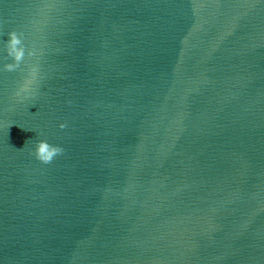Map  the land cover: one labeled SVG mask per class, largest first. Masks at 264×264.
I'll return each instance as SVG.
<instances>
[{
    "label": "water",
    "instance_id": "obj_1",
    "mask_svg": "<svg viewBox=\"0 0 264 264\" xmlns=\"http://www.w3.org/2000/svg\"><path fill=\"white\" fill-rule=\"evenodd\" d=\"M0 264H264V0H0Z\"/></svg>",
    "mask_w": 264,
    "mask_h": 264
},
{
    "label": "clouds",
    "instance_id": "obj_2",
    "mask_svg": "<svg viewBox=\"0 0 264 264\" xmlns=\"http://www.w3.org/2000/svg\"><path fill=\"white\" fill-rule=\"evenodd\" d=\"M20 43L15 33L10 34L9 36V55H13L14 59L19 62L23 55L24 50L18 48L17 45ZM8 70H12L13 65L5 66ZM62 149L49 145L46 141H39L35 146V155L44 163L50 162L55 155H58Z\"/></svg>",
    "mask_w": 264,
    "mask_h": 264
}]
</instances>
